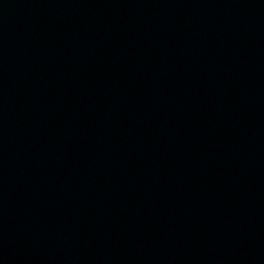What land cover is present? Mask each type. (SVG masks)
<instances>
[{
  "label": "water",
  "instance_id": "obj_1",
  "mask_svg": "<svg viewBox=\"0 0 264 264\" xmlns=\"http://www.w3.org/2000/svg\"><path fill=\"white\" fill-rule=\"evenodd\" d=\"M0 264H264V0H0Z\"/></svg>",
  "mask_w": 264,
  "mask_h": 264
}]
</instances>
